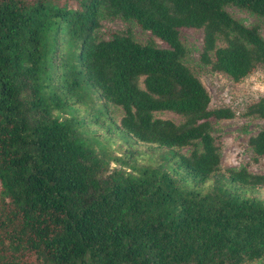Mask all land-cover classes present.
I'll return each instance as SVG.
<instances>
[{
  "label": "trees",
  "instance_id": "1",
  "mask_svg": "<svg viewBox=\"0 0 264 264\" xmlns=\"http://www.w3.org/2000/svg\"><path fill=\"white\" fill-rule=\"evenodd\" d=\"M226 6L264 18V0H0V264H264V175L220 169L210 120L234 112L210 109L179 38L202 31L200 61L244 79L264 40ZM101 9L167 48L129 31L97 40ZM86 89L162 162L108 171L79 121L60 117ZM245 115L264 122V98ZM248 143L264 159V126Z\"/></svg>",
  "mask_w": 264,
  "mask_h": 264
},
{
  "label": "rangeland",
  "instance_id": "2",
  "mask_svg": "<svg viewBox=\"0 0 264 264\" xmlns=\"http://www.w3.org/2000/svg\"><path fill=\"white\" fill-rule=\"evenodd\" d=\"M225 11L244 26L257 27L264 40L263 17L234 6H226ZM99 17L100 26L94 33L97 40H109L114 34L129 31L132 39L139 44L153 42L159 48H167L149 32L140 29L134 21L112 18L103 9ZM202 37L200 30L179 31L180 41L187 51L184 63L208 91L210 109L229 108L234 112V118L230 120H210V133L220 153L219 167L222 171L244 168L250 174L264 175V159L256 157L248 143L251 137L262 130L264 122L256 116L245 115L250 104L264 98V64L234 83L228 76L211 71L209 66L200 61ZM218 45L221 46L222 41ZM58 88L55 87L56 90ZM123 115L120 107L106 102L98 92L88 89L82 92V98L69 100L66 111L60 113L62 119L73 118L79 121L78 131L86 143L107 161L108 171L120 168L117 159L139 167L160 164L162 161L159 155L164 152L162 149L136 143L120 130ZM153 117L175 123L182 121V118L171 112L154 113ZM178 152L187 155L190 148ZM258 197L264 200V188L259 190Z\"/></svg>",
  "mask_w": 264,
  "mask_h": 264
}]
</instances>
